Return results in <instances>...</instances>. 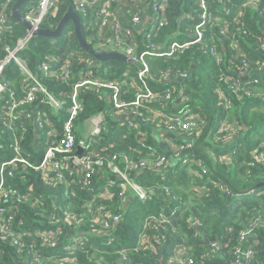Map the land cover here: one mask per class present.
Instances as JSON below:
<instances>
[{"label": "trees", "instance_id": "1", "mask_svg": "<svg viewBox=\"0 0 264 264\" xmlns=\"http://www.w3.org/2000/svg\"><path fill=\"white\" fill-rule=\"evenodd\" d=\"M2 1L0 0V3ZM16 1L12 0V6ZM170 1L171 23L161 30L160 38L162 39L175 35L177 28L181 27L185 21L182 15L191 10V3L188 0ZM232 1H234L232 7L244 9L240 20L246 22L248 33H241L238 24L230 27V30L236 33L233 37L238 40L237 48H233L231 39L220 35V29H217L219 33L214 40L211 38L207 40L206 43L209 46L218 47L224 55L221 65L216 63L214 57L204 54L197 48L190 49L178 57L165 55L163 57L156 56L151 60L152 72L155 75H158L157 73L160 71L168 72L167 70L171 68L184 70L191 74V77L186 81L188 104L200 110L204 117L196 128L195 137L197 136V138L192 148V155L194 158L204 161L207 172L204 173L200 170V175H196L191 171L192 164H182V162L171 169L169 165L162 172L155 171L153 168L130 170L132 180L143 188L145 197H141L131 189L128 192L121 191L117 183L111 188L110 195L98 197L99 193H104L107 190V180L111 177L115 178L109 166L98 168L100 175L95 176H100L102 181L97 180L99 177H95L96 184L92 190L79 191L76 189V195L72 197L65 195L64 185L53 186L44 183L38 172L28 173L26 179L16 178L12 180L16 188H21V191L25 192L26 188L33 184L36 195L42 196V201L37 204L33 199L31 204L28 202L17 203L19 212L15 227L18 228L23 223V228L29 232L30 236L26 237V243L21 251L9 243L0 241V248L3 251V254L0 255V264H20L18 263L20 256L22 259L28 258L35 249L41 251L43 264H52L55 258L63 260L62 264H97L95 261L89 262L87 256H90V252L95 254L94 260H101L104 264H168V258L173 253L175 246H184V243L189 244L188 241L195 249L194 257L197 263L228 264L231 261L230 249L236 245L241 228L247 224V217L251 218L261 210L264 212V161L258 158L256 154L259 152L255 150L257 148L264 150V136L255 135V139L251 137L254 121L257 118L256 114L264 116V113L260 111L264 109V100L258 96L264 92V80L259 82L252 74L243 77L238 75L245 63L253 67L251 63L257 65L264 59V53L259 47L260 42L257 43L264 40V0L258 1L250 8H243L245 3L243 0ZM73 5V0H61L58 15L54 19L57 26L70 6ZM229 5L231 4H221L224 9ZM181 17L182 19H180ZM44 27L49 28V23ZM25 30V27L19 25L13 38L7 35L3 36L0 43V59L6 54L3 50L5 44L14 45L17 38L25 34ZM83 34L87 39L89 31L85 29L84 25ZM221 40L223 46H221ZM91 44L94 46L95 42L93 41ZM20 54L26 59L33 73L39 76L49 91L59 98L68 97L72 91V85H66L59 78H48L41 73L38 65L47 56L70 61L74 73L73 82L84 76L83 71L88 59L97 61L98 66L95 68V72L104 78H120L125 70L132 72L136 70V67L130 66V63L118 60L103 62L89 54L80 44L72 22L66 26L64 34L59 38L34 36L28 48ZM246 59H248L247 62ZM235 67L236 72L234 73L232 69ZM222 73L227 74L230 77L229 80L239 76L245 87L240 95H232V104L229 108L225 107L221 95L222 92H230L225 80L220 81ZM4 76L12 82L13 88L18 89L21 72L15 63L5 68ZM253 80L259 83H254ZM82 95L85 106L79 115L78 125L100 111L112 112L110 116L108 114L107 131L104 132L105 139L101 143H113L114 147L108 150L104 156L112 158L114 154L119 153L133 158L134 161L156 159V155L147 152V149L140 144V141L146 138L155 144L159 151L168 155L167 148L154 141L156 138L153 130L148 131L144 126L143 129L148 131V137L138 135L133 129H128L120 124L121 120L114 113L113 105L109 109L110 102L101 99L98 92L84 91ZM122 99L127 102L133 100L129 92ZM45 100L44 95H39L35 103L36 106L48 108ZM252 104L256 106V109L251 112ZM150 105L155 107L156 103L150 102ZM55 117L57 116H53V119ZM221 122H226V126L232 127L230 131L225 132V134L231 135L224 138L212 135L217 131ZM213 124L218 127L212 128ZM2 127L0 120V143L7 145L5 150L0 151V155L9 157L12 155V150L8 147L11 133L3 131ZM236 132H241V137L237 142H233V135ZM78 133L82 136V128L79 127ZM125 133L127 135L123 137ZM229 141V144L233 145H226ZM24 143L27 152L33 154L31 160L40 162L46 147L41 144L38 150L36 149L39 142L33 126L28 127ZM222 157L226 160H223ZM116 163L119 168L126 169L125 159L118 158ZM218 182L227 184L234 195L229 196L223 192L217 186ZM187 188L191 193L188 202H186L187 197L184 194ZM252 190L255 191L252 192ZM129 201L130 203L127 205L126 203ZM89 203H98L105 208V212H101L103 219L108 218V215L121 214L120 224L118 226L111 224L104 228L98 225L101 223L98 222L100 217L83 214L81 216H85V219H82L85 223L81 226H71L73 231L63 228V234L55 244L45 241L37 234V230L41 233L40 230L49 227V220H52L54 213L62 212L57 205L68 207L71 211L82 214L86 211H84V207ZM163 217H171L170 222L174 226L166 227L164 231L166 234L165 243L159 255L138 250L143 235L154 234L156 230L152 226L153 222H157ZM95 230L103 232L91 236L90 241L83 242L82 239H79L71 249L75 251L73 256L63 255L66 252L64 248L67 244H72L70 242L74 237H82L86 235V231L100 232ZM256 231L260 242L256 246L257 257L254 264H264V225L259 226ZM216 242L223 246L222 251L215 256H207L206 252L209 250L210 244ZM188 252H190L189 249ZM56 254L61 256H56ZM42 262L40 261V264Z\"/></svg>", "mask_w": 264, "mask_h": 264}, {"label": "built area", "instance_id": "2", "mask_svg": "<svg viewBox=\"0 0 264 264\" xmlns=\"http://www.w3.org/2000/svg\"><path fill=\"white\" fill-rule=\"evenodd\" d=\"M188 1L191 3V10L182 15L185 18L183 25L177 28L175 35L162 39L160 38L161 30L171 23L170 0H73V7L80 14L85 29L94 31L93 37L99 40L104 47L100 49L116 50L125 54L130 66L136 67V70L133 72L125 70L120 78L104 80L101 75H97L95 72V68L98 66L97 61L88 59L86 70L83 71L84 76L73 82L72 63L47 56L44 61L40 60L38 68L44 76L56 77L62 83L72 85V91L66 98H59L51 93L20 54L28 48L34 37L32 30L25 28V34L18 37L14 45L5 44L3 50L6 54L0 59V120L3 131L11 133L8 147L12 150V155L9 157L0 155L1 242L9 243L21 251L26 243V237L30 236L29 232L23 228V223L18 228L15 227L19 212L17 203L28 202L31 204L34 199L38 204L42 201V196L36 195L33 184H30L26 188L27 190L22 192L21 188L15 187L12 180L26 179L27 174L32 171L38 172L46 184L64 185L63 189L68 197L76 195V189L79 191L92 190L96 184L95 177H99L97 180L102 181L100 176H95L100 175L99 167L109 166L115 178L111 177L107 180V190L104 193H99L98 197L110 195V190L116 183L120 186L121 191L128 192L131 189L141 197H145L143 188L132 180L129 171L153 168L155 171L162 172L170 165L171 159H177L182 164H192L191 171L196 175H200V170L204 173L207 172L204 161L194 158L192 155V148L197 138V136L195 137L196 128L204 117L200 110L188 104L186 81L191 77V74L184 70L171 68L167 70L168 72L160 71L157 73L158 75H155L152 72L151 60L156 56L178 57L190 49L197 48L204 54L214 57L216 63L221 65L224 55L218 47L209 46L206 43L207 40L210 38L214 40L219 33L217 29H220V35L231 39V45L233 48H237L238 40L233 37L236 33L232 32L230 27L238 24L241 33L247 34L248 31L246 22L240 20L244 9L232 7L234 1ZM243 1L245 2L243 8H250L260 0ZM60 2L61 0H32L30 6L22 9V15L34 30L45 28L44 25L47 23L50 25L48 29L54 30L57 28L54 19L58 15ZM223 3L231 5L224 9L221 6ZM12 9V0H3L0 3V43L4 35L13 38L18 26L21 25L12 19ZM257 43L264 53V40ZM247 61L248 59H246ZM259 62L257 65L251 63L253 67L245 63L238 75L243 77L252 74L259 82L263 81L261 77L264 75V59ZM12 63H15L21 72L18 89L13 88L12 82L4 76L5 68ZM232 71L235 73L236 67ZM239 76L229 80L230 77L227 74H221L220 81L225 80L230 90L229 93H221L226 108L232 104V95H240L244 91L245 87ZM134 78H136V89L138 90L136 98L127 102L122 99V94L125 91L124 86L129 87ZM160 80L168 81L171 86L163 88L151 84ZM253 82L259 83L255 80ZM98 90H112L111 102L115 109L114 113L126 119L121 124L123 127L133 129L138 135L146 137H148V131L160 129V127L175 134L176 136L173 137H165L163 141L168 155L159 151L157 146L146 138L140 141V144L147 149V152L156 155V159L134 161L133 158L119 153L114 154L112 158L104 156L108 150L114 147V144L101 143L105 139L104 132L107 131L108 117L107 112L102 111L87 120L91 129L82 138H79L77 134L78 118L85 106L82 92ZM39 95L46 97L45 104L48 108L36 106L35 103ZM258 96L264 100V92ZM99 97L104 99L103 96ZM150 102H155L156 106L152 107ZM61 113H65L62 127L60 130H56L52 124L53 116H58ZM87 121L83 123L85 124ZM225 123L221 122L217 131L212 135L218 138L231 135L225 134L232 129ZM29 126L34 127L35 133L39 132L47 136L46 150L40 162H33L31 160L33 154L25 149L24 140ZM144 126L148 131L143 129ZM126 135L127 133L123 134V137ZM177 137H182V140H178ZM229 143L230 141L227 145ZM6 146L5 143H0V151L5 150ZM255 150L259 152L256 154L258 158L264 161V150L259 148ZM118 158L126 160V169L119 168L116 163ZM222 159L226 160L224 157ZM217 186L227 195H234L227 184L218 182ZM254 191L252 190V192ZM57 207L62 212L54 213L52 220H49V227L40 230L41 233L36 231L42 239L52 244L58 242V238L63 234V228L73 231L71 226L83 225L85 223L83 221L85 216H81L83 214L100 217L98 222L101 223L98 225L104 228L111 224L118 226L122 220L121 214L108 215L106 219L101 218V212H105V208L98 203H89L84 207V211H86L82 214H77L68 207H59L58 205ZM246 220L247 224L241 228L236 245L230 249L232 259L228 264H254L256 260V246L260 242L256 230L259 226L264 225V212L258 211L251 218L247 217ZM152 226L156 232L152 235L144 234L138 250L159 255L165 243L166 226L163 225L162 219L153 222ZM102 232L86 231V235L79 238L74 237L70 242L72 244H67L64 248L66 252L63 255L73 256L75 251L71 249L79 239H82L83 242L90 241L91 236L99 235ZM184 244V246H175L173 253L168 258V264H200L196 262L194 256L188 255L190 253L188 244ZM222 249L223 246L216 242L210 244L206 254L215 256ZM40 253L41 251L35 249L28 258L22 259L20 256L18 263L40 264V261L42 262V253ZM1 254L3 251L0 248ZM56 256L61 255L56 254ZM94 256L95 254L90 252V256H87L89 262L95 261L97 264H104L101 260H94ZM52 262V264H62L64 261L55 258ZM200 262L202 263V261Z\"/></svg>", "mask_w": 264, "mask_h": 264}, {"label": "water", "instance_id": "3", "mask_svg": "<svg viewBox=\"0 0 264 264\" xmlns=\"http://www.w3.org/2000/svg\"><path fill=\"white\" fill-rule=\"evenodd\" d=\"M30 0H17L12 9V19L17 21L19 24L27 28L28 30H32L34 36H45V37H53L59 38L64 32L66 26L72 22L75 26V33L80 41L82 47L89 54L94 56L100 61H110V60H118L128 62V57L116 50H105L100 48H95L84 36L83 34V23L80 14L74 9L73 6H70L68 11L64 14L62 19L60 20L56 29H48V28H39L33 29L32 25L26 20V18L22 15V9L25 3Z\"/></svg>", "mask_w": 264, "mask_h": 264}, {"label": "crops", "instance_id": "4", "mask_svg": "<svg viewBox=\"0 0 264 264\" xmlns=\"http://www.w3.org/2000/svg\"><path fill=\"white\" fill-rule=\"evenodd\" d=\"M85 70H86V66H85ZM97 75H99V74L97 73ZM103 79L104 80H113V79L104 78V77H103ZM115 79H117V78H114V80ZM134 84H135V86H134ZM151 84L154 85V86H161L163 88L164 87H168L169 85L171 86V83L169 84L168 81H165V80H160L158 82H152ZM136 86H137L136 78H134L133 79V83L130 84L129 87L128 86H124L125 91L122 94V97L126 93L129 92V93H131L132 98L134 100L136 98V94H137V91H138L136 89ZM96 92H98V95L99 96H103L104 97V100H108V102H110L109 109H111V106H112L111 97H112V94H113L112 90H109V91L108 90H106V91L98 90ZM38 107H40V106H38ZM138 110L141 111L140 109H138ZM111 113L112 112L107 111V114H109V116H110ZM62 114H64V113H62ZM119 115L121 116L120 113H119ZM60 116H61V114H59L57 117H55L53 119V121H52V124L54 125V128L56 130H60L61 129V127H62V121L64 120V117L63 118H60ZM119 120H121L120 124H122V122H124L126 119L123 118V117H119ZM77 126H78V128H77V134H78L79 138H82L91 129V125H90L89 121H87L85 124L82 123L81 125H77ZM214 126H215V124H213L212 128H214ZM79 127L82 128V130H83L82 136L79 135V133H78ZM153 131L155 132V138H156V139H154V141L157 142V143H159L160 145H163V141L165 140V137H169V136L173 137V136H176L175 134L169 133L168 131H166L162 127H160V129L157 128V129H155ZM35 135L37 136V139H38V142H39V144L36 145V147H37L36 149L38 150V148L41 146V144L45 145V147H46V142H47V136H46V134H42V133L36 132ZM239 137H241V132H236L233 135V139H232L233 142L234 141L237 142V140H239ZM177 139L178 140H182V137H177ZM179 164L180 163H179V161L177 159H172L169 168L171 169L173 167H177ZM129 203H130V201L128 203H126V204L128 205ZM191 218H192V215H191Z\"/></svg>", "mask_w": 264, "mask_h": 264}, {"label": "rangeland", "instance_id": "5", "mask_svg": "<svg viewBox=\"0 0 264 264\" xmlns=\"http://www.w3.org/2000/svg\"><path fill=\"white\" fill-rule=\"evenodd\" d=\"M31 3H32V0L28 1L27 3H25V5L23 6V9H26L28 6H30ZM88 31H89V35L87 37L88 41L91 42V43L94 41L95 42V45H94L95 48H104V47H102L100 41L97 40L95 37H93L94 31H92L91 29H89ZM261 79L264 80V75L261 77ZM258 107H261V106H258ZM254 109H256V106L254 104H252L251 105V109H250L251 112L254 111ZM260 111H262L261 113H264V109H262ZM64 115H65V113L64 114H61L60 118H63ZM256 115H257V118L254 121V127H253L252 133H251V137L254 138V139H255V135H262V136H264V116H261V115H258V114H256ZM214 127H218V126H214ZM259 131H260V133H259ZM184 194H186V197H187L186 202H188L189 201V197L191 196V193L189 192V189L188 188L186 189V191L184 192ZM184 214H186V213H184ZM188 218L190 219V216ZM170 220H172L171 217H169V218H163L162 219L163 225H165L166 227L174 226L173 223L170 222ZM188 239H190V238H188ZM188 242H189L188 249L190 250V253L188 255L194 256L195 249L190 244V241H188Z\"/></svg>", "mask_w": 264, "mask_h": 264}, {"label": "clouds", "instance_id": "6", "mask_svg": "<svg viewBox=\"0 0 264 264\" xmlns=\"http://www.w3.org/2000/svg\"><path fill=\"white\" fill-rule=\"evenodd\" d=\"M221 42H222V44H221V46H223V41L221 40ZM220 46V45H219ZM128 63V62H127ZM227 145V144H226ZM231 145H233V144H228V146H231Z\"/></svg>", "mask_w": 264, "mask_h": 264}]
</instances>
